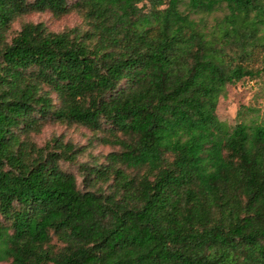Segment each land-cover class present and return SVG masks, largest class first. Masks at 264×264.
Here are the masks:
<instances>
[{
    "label": "trees",
    "instance_id": "obj_1",
    "mask_svg": "<svg viewBox=\"0 0 264 264\" xmlns=\"http://www.w3.org/2000/svg\"><path fill=\"white\" fill-rule=\"evenodd\" d=\"M33 10L81 22L11 28ZM260 48L264 0H0V260L264 264V117L213 127ZM48 121L116 147L81 187L79 147L25 137Z\"/></svg>",
    "mask_w": 264,
    "mask_h": 264
},
{
    "label": "rangeland",
    "instance_id": "obj_2",
    "mask_svg": "<svg viewBox=\"0 0 264 264\" xmlns=\"http://www.w3.org/2000/svg\"><path fill=\"white\" fill-rule=\"evenodd\" d=\"M223 13L222 8H217L209 14H205L207 26L215 21ZM198 14H191L196 17ZM41 20L50 30L58 31L75 24H80L81 17L75 10L67 11L61 15H54L49 10L29 11L15 18L11 28H17L22 21ZM264 48L255 52L251 66L253 69L261 66V56ZM216 121H220L213 127L218 133L223 129H230L234 123L257 122L264 117V70L253 74L251 77L245 76L234 83H226L220 91L214 108ZM107 130H91L80 124H67L59 121L44 122L37 131H30L26 138L36 145H42L51 138L56 137L62 142H69L80 149L76 152L72 160H61L60 166L73 172L78 186H82V164H90L103 160V155L111 149H115L108 143L98 139L105 135ZM104 186V185H103ZM0 264H9L8 260H0Z\"/></svg>",
    "mask_w": 264,
    "mask_h": 264
}]
</instances>
